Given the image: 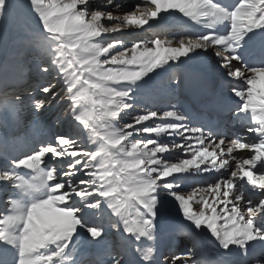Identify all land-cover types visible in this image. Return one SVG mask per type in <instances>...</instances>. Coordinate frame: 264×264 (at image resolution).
<instances>
[{"label": "snow or ice", "instance_id": "snow-or-ice-1", "mask_svg": "<svg viewBox=\"0 0 264 264\" xmlns=\"http://www.w3.org/2000/svg\"><path fill=\"white\" fill-rule=\"evenodd\" d=\"M0 53V264H264V0H0Z\"/></svg>", "mask_w": 264, "mask_h": 264}, {"label": "rangeland", "instance_id": "rangeland-1", "mask_svg": "<svg viewBox=\"0 0 264 264\" xmlns=\"http://www.w3.org/2000/svg\"><path fill=\"white\" fill-rule=\"evenodd\" d=\"M91 2H96V1H94V0H91ZM135 3H138V1L137 2H134L133 4H135ZM132 4V5H133ZM175 22V20H172V18H170V22L168 23L169 25H170V27L169 26H167L168 28H170V29H172V30H174L175 28H174V25H173V23ZM181 31V30H180ZM179 31V32H180ZM139 32V29H131V28H128V29H126V30H123L122 31V33H120V34H116V33H113V34H110L109 35V39H112V38H116V37H119V38H121V39H124L126 42H128V46L130 47L131 46V42L133 41V40H135V39H137V38H139L140 37V35L139 34H137ZM159 34H161V35H163L164 33H159ZM149 36H151L150 34H149ZM152 38H154V37H151V39ZM2 59H3V57H2V53H0V61H2ZM34 76H35V74H33ZM40 80V77H38V76H35V78L33 79V83H35V82H38ZM156 84H154V88H153V92H148L147 90H144V89H141V91H140V94H139V96H140V99L138 100V103L140 104V105H142V107H138L137 108V110H136V112H134L132 115L134 116V115H139V114H143L144 113V110H145V108H153L151 105L153 104H155L156 105V103L157 102H160V101H158V100H155L156 98H157V95L158 94H164V91L160 88V87H158V86H155ZM149 96V98L148 99H143L145 96ZM151 100H153L151 103H149V101H151ZM162 103V102H161ZM157 106H155V108H156ZM155 110V109H154ZM62 113H63V108H61V107H57V109H56V111H55V113H50L49 114V119L50 120H55V118H56V116H59V115H62ZM131 116H129V117H126V119L125 120H130L131 121ZM129 121V122H130ZM158 123H159V121H157ZM150 123V122H149ZM56 128H57V131H60V130H63V125H56L55 126ZM152 139H155L156 137H155V135H153L152 137H151ZM187 158V157H186ZM47 159V158H46ZM45 159V160H46ZM172 159L173 160H175L176 159V157L174 156V157H172ZM174 208V207H173ZM172 208V209H173ZM175 211H176V209H175ZM170 216H171V214H170ZM174 216H176V214L174 215Z\"/></svg>", "mask_w": 264, "mask_h": 264}, {"label": "bare ground", "instance_id": "bare-ground-1", "mask_svg": "<svg viewBox=\"0 0 264 264\" xmlns=\"http://www.w3.org/2000/svg\"><path fill=\"white\" fill-rule=\"evenodd\" d=\"M94 1H96V0H94ZM137 1L139 2V0H117V2L123 3L125 6H130L134 2H137ZM172 20H175V22L173 23V25H174V28H175L174 31H176V32H179L180 30H183V29H188L189 27L190 28H195V30H200V28H201V26L195 25L194 22H186L187 21V18L181 19L180 17H175V18H172ZM181 22L186 23V25H188V26L186 28H182V27L178 28L180 26L179 24ZM149 23L151 24L152 22L150 21ZM144 28L145 29H148V30L146 32L145 31H142V30H139V32L137 34H139L140 37H146L148 39H151V37H154L155 35L161 33V32L158 31L157 26H153L152 28H148V25H145ZM149 34L151 36H149ZM154 84H156V82H154ZM149 87H147V88L149 89ZM164 99H166V96L165 95H162V96L161 95H158V98L156 100L162 102V101H164ZM151 102L152 101H150V103ZM26 116H30V114L26 113ZM161 139H168V138L162 136ZM246 151L247 150H236L234 152V155H241V156H244V158H247V156L244 155V153ZM180 155L183 156V154H180ZM168 252H170V251H168Z\"/></svg>", "mask_w": 264, "mask_h": 264}]
</instances>
